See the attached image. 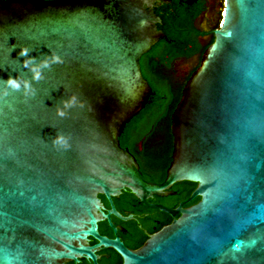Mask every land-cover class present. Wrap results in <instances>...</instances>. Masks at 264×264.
Returning <instances> with one entry per match:
<instances>
[{
	"label": "water",
	"instance_id": "95a60500",
	"mask_svg": "<svg viewBox=\"0 0 264 264\" xmlns=\"http://www.w3.org/2000/svg\"><path fill=\"white\" fill-rule=\"evenodd\" d=\"M169 2L0 0V89L9 76L31 80L21 46L37 63L63 60L32 81L35 95H0V264H97L98 247L121 264H264V0H224L171 114L164 180H144L120 145L151 94L140 59L164 36L153 8ZM72 95L83 106L57 116ZM57 132L69 148L52 146ZM181 181L196 186L176 208L149 201ZM124 189L172 218L136 251L98 230L106 219L117 231L113 197Z\"/></svg>",
	"mask_w": 264,
	"mask_h": 264
},
{
	"label": "flooded vegetation",
	"instance_id": "af4514ba",
	"mask_svg": "<svg viewBox=\"0 0 264 264\" xmlns=\"http://www.w3.org/2000/svg\"><path fill=\"white\" fill-rule=\"evenodd\" d=\"M175 2L182 5L181 7L184 9L183 17L190 23L187 28L190 31L189 35L194 37L201 45L208 43L213 37V30L221 24L224 0H170L169 3L153 8V10L161 18V13L168 15L167 11L174 12L173 6ZM199 57L200 55L197 53L190 56L180 55L172 58L167 64H159V68L156 69L179 85L186 83L189 75L195 69ZM158 61L159 58L153 57L150 63ZM125 149L135 158L138 164L137 172L144 180L152 183H161L164 180L166 171L171 163L173 151L172 134L170 136L163 134L146 135L136 141L132 148L127 147ZM150 159L154 160L158 170L164 173V177L157 179V176L153 177L154 175H151L149 179L146 178L148 175L144 172L142 164ZM98 196L101 199L103 210L105 212L108 211L110 209L108 201L103 195L100 194ZM188 196L183 197V191L174 184L164 190L163 195H154L149 201L173 209L180 202L187 199ZM113 202L116 211L120 215H111V222L117 231H113L106 219L98 223V230L101 235L110 239L118 238L130 250L136 251L142 248L155 232L172 220L167 213L141 204L137 197L128 189H124L118 196L113 197ZM193 203L195 202H191L185 207ZM96 242L94 238L89 237L86 244L93 245ZM94 252L97 255V264H121L123 262L122 256L112 247H98ZM66 264H94V262L86 257H80L78 262L68 261Z\"/></svg>",
	"mask_w": 264,
	"mask_h": 264
},
{
	"label": "trees",
	"instance_id": "16d2710c",
	"mask_svg": "<svg viewBox=\"0 0 264 264\" xmlns=\"http://www.w3.org/2000/svg\"><path fill=\"white\" fill-rule=\"evenodd\" d=\"M181 6L175 2L174 12L167 11L168 18L165 16L167 14H160L162 22L157 27L162 30L164 36L140 59L141 71L151 87V94L145 106L124 126L119 137L123 148H132L136 141L146 135H171V114L181 97L185 82L177 85L156 68H159V64H167L172 58L180 55L190 56L195 53L201 55L213 40L212 37L208 43L201 45L189 35L190 31L187 28L190 23L183 17L184 9ZM153 57L159 58V61L150 63ZM142 165L144 172L148 175L146 178L149 179L151 175L157 176V179L164 177V173L158 170L153 159L145 161ZM175 186L183 191V197H186L196 184L181 181ZM198 200L197 197L192 202Z\"/></svg>",
	"mask_w": 264,
	"mask_h": 264
},
{
	"label": "clouds",
	"instance_id": "9594fccd",
	"mask_svg": "<svg viewBox=\"0 0 264 264\" xmlns=\"http://www.w3.org/2000/svg\"><path fill=\"white\" fill-rule=\"evenodd\" d=\"M30 51L29 48L21 46L18 55L23 57L21 61L22 67L31 72V80L19 76H9L7 79L3 80V89H0V95L7 96L9 90L13 92L23 91L26 97L35 95V88L33 87L32 81H40L43 79V70L51 68L53 64L63 62L58 54L51 53L50 55H44L37 63L36 58L30 55ZM78 103L79 106H83L75 95L69 96L67 99H62L60 105L56 107V115L61 118L66 117L68 115V110L76 107ZM51 143L54 148L67 149L70 147V138L62 132H57L52 137Z\"/></svg>",
	"mask_w": 264,
	"mask_h": 264
}]
</instances>
